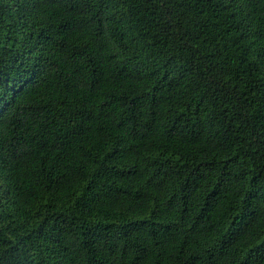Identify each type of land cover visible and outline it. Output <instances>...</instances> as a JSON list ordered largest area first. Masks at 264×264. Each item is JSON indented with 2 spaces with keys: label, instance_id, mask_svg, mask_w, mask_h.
Listing matches in <instances>:
<instances>
[{
  "label": "trees",
  "instance_id": "obj_1",
  "mask_svg": "<svg viewBox=\"0 0 264 264\" xmlns=\"http://www.w3.org/2000/svg\"><path fill=\"white\" fill-rule=\"evenodd\" d=\"M0 264H264V0H0Z\"/></svg>",
  "mask_w": 264,
  "mask_h": 264
}]
</instances>
